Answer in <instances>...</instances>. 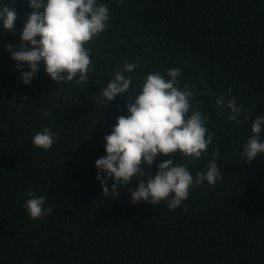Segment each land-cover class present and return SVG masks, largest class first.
Wrapping results in <instances>:
<instances>
[{"label": "trees", "instance_id": "trees-1", "mask_svg": "<svg viewBox=\"0 0 264 264\" xmlns=\"http://www.w3.org/2000/svg\"><path fill=\"white\" fill-rule=\"evenodd\" d=\"M0 264H264V0H0Z\"/></svg>", "mask_w": 264, "mask_h": 264}]
</instances>
